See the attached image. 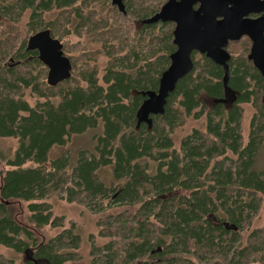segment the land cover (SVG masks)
<instances>
[{"label": "trees", "instance_id": "16d2710c", "mask_svg": "<svg viewBox=\"0 0 264 264\" xmlns=\"http://www.w3.org/2000/svg\"><path fill=\"white\" fill-rule=\"evenodd\" d=\"M162 3L128 0L120 13L107 0H0V138L16 142L0 168V248L18 260L0 256V264H84L71 230L40 240L34 234L61 227L46 202L51 197L102 217L106 242L90 245L86 264H264V216L251 227L264 198V168L254 169L256 154L264 155V80L248 60V41L227 44L226 74L192 52L191 70L167 94L162 113L150 115L149 126L136 121L175 51L172 23H143ZM24 14L14 44L11 31ZM72 23L78 36L129 28L131 43L97 39L94 52L80 51L78 68L63 52L70 77L49 87L36 52L25 51V35L46 29L61 43ZM187 120L199 127L176 138ZM97 127L72 166L66 151L49 157ZM102 168L110 170L109 183L99 177ZM14 204L25 221L11 211Z\"/></svg>", "mask_w": 264, "mask_h": 264}, {"label": "water", "instance_id": "95a60500", "mask_svg": "<svg viewBox=\"0 0 264 264\" xmlns=\"http://www.w3.org/2000/svg\"><path fill=\"white\" fill-rule=\"evenodd\" d=\"M119 4V0H111ZM199 2L197 10L193 3ZM219 3H232V9L216 10ZM119 9L122 10L121 6ZM247 15H260L246 18ZM222 17L221 21H216ZM146 24L170 22L173 24L172 43L175 51L169 57V65L162 72L157 90L145 93L146 99L136 111L137 123L150 125L149 116L162 113L163 102L176 82L191 70L192 52L203 54L227 73V42L247 37L250 42L248 60L264 80V0H167ZM25 51H34L37 60L46 68L45 83L49 87L70 77L71 65L62 52V45L50 36L48 30H40L27 37Z\"/></svg>", "mask_w": 264, "mask_h": 264}, {"label": "rangeland", "instance_id": "374dc122", "mask_svg": "<svg viewBox=\"0 0 264 264\" xmlns=\"http://www.w3.org/2000/svg\"><path fill=\"white\" fill-rule=\"evenodd\" d=\"M109 4V1H107ZM26 15H22L20 20L18 21V25L14 26L11 31V37H13V43H17V41L21 40L20 36L23 33L22 24L26 23ZM95 18V17H94ZM121 20V19H120ZM120 20H116L115 24L122 23ZM67 30L70 31L67 36L62 39L61 45H62V51L66 52L69 55H72V59L75 63L76 68L80 66V60H79V54L80 51H84L85 53H92L97 49L98 43L97 39L100 41H104L106 39H110L113 41L120 40L121 42L127 41L128 43H131V40L129 38L128 32L131 31V29L128 28L124 29L122 27H119V31L112 32L107 34H102V36H94L93 34L88 35L87 33L78 36L73 32V23L67 27ZM25 35V33H24ZM111 35H113L111 37ZM28 35H25V42L26 37ZM94 41V42H93ZM24 42V44H25ZM97 43V44H96ZM112 44L114 42L111 41ZM13 44V45H14ZM236 50L237 47H234ZM98 64L97 68L98 70L102 69L105 62L103 59L99 56L98 58ZM4 65L10 64L8 62V57L5 58L3 61H1ZM46 74V73H45ZM45 79V75H44ZM233 98V95L229 91H225V100L224 102H229ZM30 103H33V101H30ZM210 102L206 101L205 106L210 107ZM250 115L249 110H245V114L242 120V136L243 140L245 139L246 135V123L248 120V117ZM191 127H199V122H193L191 120H187L185 122V125L182 130L177 131L176 138L183 135L184 133H187ZM100 132V127H97L96 129H90L87 130L85 133L73 137L67 146L65 148H54L51 150L49 157L54 158L58 156L59 154L66 151L65 154L68 156L69 165H73L75 162L76 152L80 150H88L91 148L92 144V137L97 135ZM16 142L12 138H0V168L4 166V162L12 156V153L14 149L16 148ZM70 168V167H69ZM264 168V155L262 151H259L255 158H254V169L261 170ZM99 177L102 181L105 183H109L111 180L110 176V170L109 168H102L98 171ZM176 193H182V192H176ZM183 194V193H182ZM46 202L50 205V211L52 217H59L61 219V227L59 228H49L45 227L42 229L34 231L35 236L38 240L40 239H46L50 237H54L58 232L61 230H71L74 234L78 235L79 237V247L76 250L78 253V260L79 262H82L84 264L88 263L90 260L89 250L90 245L93 243L96 246L102 245L106 242V238L100 237L99 230L100 225L99 223V213H94L91 211L90 208H86L80 204H76L73 202H65L63 199H60L58 197H51L49 199H46ZM104 204V202H103ZM99 205V207L104 205ZM12 212L20 213L21 215L17 218L25 221V211L22 205L14 204L10 207ZM114 212V210H112ZM104 214V213H103ZM264 216V198L261 202L260 208L258 210V214L253 220V223L251 227H260L262 225V218ZM0 256L3 258L11 259L14 263H17V258L15 255H13L10 250L0 248Z\"/></svg>", "mask_w": 264, "mask_h": 264}, {"label": "flooded vegetation", "instance_id": "af4514ba", "mask_svg": "<svg viewBox=\"0 0 264 264\" xmlns=\"http://www.w3.org/2000/svg\"><path fill=\"white\" fill-rule=\"evenodd\" d=\"M107 1H109V4H108V7H112V8H115L117 11H119L120 13H122L123 11H124V8H126V5H127V3H128V0H119V4H113L112 3V1L111 0H107ZM167 0H164V3L166 2ZM164 3H162V5L164 4ZM118 5H120L121 6V8H122V10H120L119 9V6ZM161 5V6H162ZM199 6H200V3L199 2H195V3H193L192 4V6H191V9L192 10H197L198 8H199ZM232 7H233V5H232V3H226V4H222V3H219L218 4V6H217V8H216V10H219V11H227V10H229V9H232ZM160 9V8H159ZM159 11V10H158ZM258 16H260V15H247L246 16V18H249V19H252V18H257ZM148 19V18H147ZM222 20V17H217L216 18V21H221ZM145 21V20H144ZM143 21V23H145ZM241 39H246L247 41H248V45H249V48H248V54H249V50H250V45H251V42H250V40L247 38V37H240L238 40H236V41H232V42H237V41H239V40H241ZM232 42H227V44L228 43H232ZM227 46V45H226ZM226 48V47H225ZM225 50V49H224ZM63 52V51H62ZM248 57V56H247ZM250 61V60H249ZM251 62V61H250ZM251 64H252V62H251ZM253 66V65H252ZM29 256H30V254H29ZM29 259L31 258V257H28Z\"/></svg>", "mask_w": 264, "mask_h": 264}]
</instances>
